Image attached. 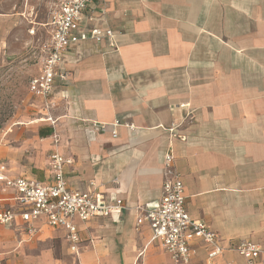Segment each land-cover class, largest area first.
Segmentation results:
<instances>
[{
  "label": "crops",
  "instance_id": "crops-1",
  "mask_svg": "<svg viewBox=\"0 0 264 264\" xmlns=\"http://www.w3.org/2000/svg\"><path fill=\"white\" fill-rule=\"evenodd\" d=\"M95 28L112 30L115 47L110 39L69 46L54 107L30 93L35 118L1 137L0 164L10 179L47 185L57 151L73 160L71 189L118 196L127 210L76 219L78 254L44 218L33 235L20 218L0 225V264H173L136 211L161 199L169 151L189 215L225 248L210 260L197 244L193 264H261L228 247H264V0H94L80 30ZM116 121L133 127H119L117 139L94 128ZM15 196L0 182V208H18Z\"/></svg>",
  "mask_w": 264,
  "mask_h": 264
},
{
  "label": "built area",
  "instance_id": "built-area-1",
  "mask_svg": "<svg viewBox=\"0 0 264 264\" xmlns=\"http://www.w3.org/2000/svg\"><path fill=\"white\" fill-rule=\"evenodd\" d=\"M93 1L54 0V8L47 23L49 42L46 45L45 57L38 74L29 82L30 93L42 100L47 110L54 107L51 94L55 81L66 80L67 73L62 70L61 64L71 44L110 39L113 41L112 46L115 47V34L108 28H95L87 32L80 30L82 14ZM121 126L130 129L133 127L120 121L112 124H94L98 133H110L113 139L118 138L117 129ZM169 131L174 137L182 141L186 140L184 136L176 134L175 127ZM55 143H58V140ZM72 164L71 158L54 151L50 156V168L54 178L53 182L47 185L23 178L10 179L5 175L6 166L0 164V182L7 188L15 190L16 196L13 201L18 207L0 208V225L12 228L15 226V221L20 218L26 225L23 228L24 232L33 235L37 231L35 222L44 218L48 226L66 231V239L71 245V251L78 254L82 238L74 222L76 219L88 222L96 218H111L126 211L127 206L118 196L103 199L97 192H79L71 189L66 180L65 168ZM164 166L162 197L159 201L136 207L139 213L137 226L149 225L152 241L163 248L173 264H193L197 254V244L208 246L210 248L208 257L210 260L214 259L222 254L225 248L220 246L218 235L205 222L192 219L189 215L184 184L175 171L174 156L170 151L165 155ZM228 249L236 252L249 263L264 264V247L261 244L242 240L232 243Z\"/></svg>",
  "mask_w": 264,
  "mask_h": 264
},
{
  "label": "rangeland",
  "instance_id": "rangeland-1",
  "mask_svg": "<svg viewBox=\"0 0 264 264\" xmlns=\"http://www.w3.org/2000/svg\"><path fill=\"white\" fill-rule=\"evenodd\" d=\"M54 0H0V139L35 118L29 82L49 42Z\"/></svg>",
  "mask_w": 264,
  "mask_h": 264
}]
</instances>
